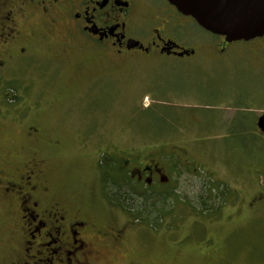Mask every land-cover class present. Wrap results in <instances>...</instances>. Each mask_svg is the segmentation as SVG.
Returning a JSON list of instances; mask_svg holds the SVG:
<instances>
[{
	"label": "rangeland",
	"instance_id": "rangeland-1",
	"mask_svg": "<svg viewBox=\"0 0 264 264\" xmlns=\"http://www.w3.org/2000/svg\"><path fill=\"white\" fill-rule=\"evenodd\" d=\"M177 27L182 30H173L172 37L194 56L108 63L78 54L63 67L50 66L55 81L34 75L25 104L40 105L32 112L58 139L56 148L38 153L53 159L54 194L65 204L93 216L103 234L120 227L126 232L122 241L105 240L96 248L101 264H153L131 253L171 247L185 264H264V201L242 209L251 198L264 197V135L255 131L264 113V38L221 50L223 37L195 23ZM0 115L8 125L0 131V159L21 160L27 149L20 157L7 154L11 142L17 143L19 127L12 119L18 113L0 105ZM234 130L243 136L227 135ZM103 155L121 164L129 158L157 166L182 199H194L204 183L211 194H220L222 208L203 217L175 201L178 219L153 231L105 199L98 166ZM5 205L0 204V264H13L21 258L15 243L21 223L6 216Z\"/></svg>",
	"mask_w": 264,
	"mask_h": 264
},
{
	"label": "flooded vegetation",
	"instance_id": "flooded-vegetation-1",
	"mask_svg": "<svg viewBox=\"0 0 264 264\" xmlns=\"http://www.w3.org/2000/svg\"><path fill=\"white\" fill-rule=\"evenodd\" d=\"M186 22L195 23L167 0H0V105L16 110L18 117L12 121L16 129L19 127L17 143L11 142L7 154L20 157L26 149L28 153L16 162L0 159V204H7L6 216L12 219L15 215L21 223L19 238L15 237L21 258L13 264H101L96 248L105 240L120 242L126 236L122 227L110 234L101 233L93 216L74 211L63 202V196L54 194L53 159L40 156L38 151L56 148L58 139L49 135L52 129L41 122L39 112H32L40 105L25 104L34 75H49L51 82L55 81L57 72L50 66L63 67L78 54L108 63L139 58L153 61L164 56L178 57L175 54L184 51L193 54L179 58L194 56V50L171 34L182 30L177 25ZM260 39L263 38L241 43ZM227 45L221 40V50ZM262 116L264 113L258 120ZM0 118L3 131L1 127L8 125L1 122L5 116ZM257 123L256 133L264 135ZM236 134L244 133L234 130L227 135ZM123 163L138 185L157 189L168 185V178L157 166L140 160L132 163L129 158ZM132 165L136 166L129 171ZM157 177L159 185L155 186ZM202 192L204 195V188ZM219 195L217 202L221 201ZM263 201L264 197H253L242 209L250 211ZM147 251L134 250L131 254L136 260L153 264H185L178 260L180 251L175 247L164 252Z\"/></svg>",
	"mask_w": 264,
	"mask_h": 264
},
{
	"label": "trees",
	"instance_id": "trees-1",
	"mask_svg": "<svg viewBox=\"0 0 264 264\" xmlns=\"http://www.w3.org/2000/svg\"><path fill=\"white\" fill-rule=\"evenodd\" d=\"M98 166L102 175V192L107 202L125 213L134 222L144 224L153 231H158L165 225H173L178 219L173 216L175 201L187 205L183 207L189 212L200 215L206 212L209 215L213 212L218 213V209L222 208L221 202H217L218 197L211 194L203 183L197 188L199 191L194 199L189 197L182 199L181 195L176 194V189L169 185H162L157 189L136 184L124 170L123 164L112 161L105 155ZM207 191L210 196L205 195Z\"/></svg>",
	"mask_w": 264,
	"mask_h": 264
},
{
	"label": "water",
	"instance_id": "water-1",
	"mask_svg": "<svg viewBox=\"0 0 264 264\" xmlns=\"http://www.w3.org/2000/svg\"><path fill=\"white\" fill-rule=\"evenodd\" d=\"M203 30L228 44L264 38V0H167ZM193 54V52H190ZM189 52L176 53L178 57ZM264 134V116L257 123Z\"/></svg>",
	"mask_w": 264,
	"mask_h": 264
}]
</instances>
